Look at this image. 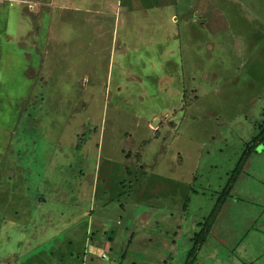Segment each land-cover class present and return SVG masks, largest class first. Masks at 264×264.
Instances as JSON below:
<instances>
[{
  "label": "rangeland",
  "instance_id": "1",
  "mask_svg": "<svg viewBox=\"0 0 264 264\" xmlns=\"http://www.w3.org/2000/svg\"><path fill=\"white\" fill-rule=\"evenodd\" d=\"M193 1L197 11L189 6L186 16L196 17L202 29L203 59L197 77L189 66L181 107L176 98L156 100L152 75H140L139 89L118 92L115 82L123 73L116 64L106 89L111 72L100 68L108 58L94 50L92 89L79 84L78 90L55 91L65 96L56 108L54 91L44 90L43 104L18 102L19 113H10V91L0 89V264H119L124 252L122 264L182 263L198 223L264 121V0ZM178 7L185 15V0ZM7 18L0 12V27ZM165 110L172 112L166 118ZM151 111L165 120L158 132L140 126ZM120 118L117 128L133 131L125 145L142 152L147 166L150 159L156 163V170L122 171L115 151L120 140L112 135ZM165 176L182 180V187L169 186ZM154 188L156 198L148 194ZM126 227L129 232L116 233ZM262 232L264 142L244 165L196 264H237L241 251L264 247Z\"/></svg>",
  "mask_w": 264,
  "mask_h": 264
},
{
  "label": "crops",
  "instance_id": "2",
  "mask_svg": "<svg viewBox=\"0 0 264 264\" xmlns=\"http://www.w3.org/2000/svg\"><path fill=\"white\" fill-rule=\"evenodd\" d=\"M3 1H0V12L4 10L8 18L4 21V26L0 27V69L3 70L0 89L10 91L5 95L8 107L13 108L10 113H19L16 108L18 102L24 103L32 99L30 101L34 106L43 104L44 90L54 91L51 94L52 108H56L65 96L55 91L78 90L81 88L79 84H83L84 89H92L91 74L96 73L90 60L92 50L106 53L105 59L107 57L108 61L100 69L107 75L115 64L118 65L117 73H123L122 78L120 76L115 82L118 84L115 85L118 92L139 89L140 75H152L156 100L169 102L171 98H176V103H179L177 107L186 103V88L183 85L189 74V66L193 76L197 77L200 73L198 68L203 59V42L200 40L198 46V39L202 35V29L198 26L196 17L190 19L186 16L189 6L192 11H197L193 0L191 3L185 0V15L178 11L181 0H8L7 4ZM10 21L14 25L11 29L8 27ZM135 40H138L136 45ZM117 44L120 48H117ZM115 58L119 61H115ZM163 77L168 78L166 85L162 83ZM105 82L106 89L113 84L112 72L110 79ZM152 88L153 86L150 91ZM22 91H27V94H22ZM89 101L86 98L83 100L85 110ZM119 103L124 105L123 102ZM164 113L166 118L172 112L165 110ZM164 121L160 114L151 111L140 126L149 133L158 132ZM120 123L121 118L117 119L112 135L120 140L115 151L122 155V171L156 170V163L150 159L147 166L142 162V152L134 153L133 149L125 145L127 137H131L133 131L126 127L125 131L123 128L118 129ZM173 135L172 133L170 137ZM10 173L12 177V171ZM163 179L171 187H182L183 181L180 179L169 176ZM158 192L154 188L148 194L156 198ZM147 217L142 213L143 221L140 223H145ZM125 230H116V233L130 231L127 227ZM175 233L178 235V232ZM249 235L250 231L245 238ZM133 236L134 234L131 238ZM152 239L148 237L147 240ZM147 240L142 239V243ZM241 248L247 250L245 243ZM108 249L112 250V247ZM258 250L246 254L247 256L241 251L237 264H244L246 261L258 264L264 255L263 243ZM126 253L124 252V258L119 264L125 261Z\"/></svg>",
  "mask_w": 264,
  "mask_h": 264
},
{
  "label": "trees",
  "instance_id": "3",
  "mask_svg": "<svg viewBox=\"0 0 264 264\" xmlns=\"http://www.w3.org/2000/svg\"><path fill=\"white\" fill-rule=\"evenodd\" d=\"M257 123L259 131L257 132V134L253 135L251 139L246 143L245 148L243 149L235 167L227 173V182L223 190L218 192L217 201L214 204L210 214L198 223L199 229L193 234L192 246L188 249L181 264H196L199 251L202 248L203 243L209 236L212 225L215 223L219 212L225 204L227 196L230 194L233 186L236 184V181L241 174L244 165L248 161L250 155L255 151L257 145L264 142V121H258ZM244 264L253 263L245 262Z\"/></svg>",
  "mask_w": 264,
  "mask_h": 264
}]
</instances>
